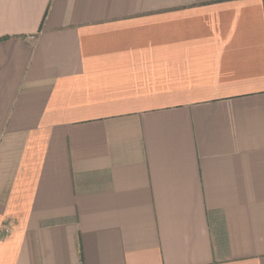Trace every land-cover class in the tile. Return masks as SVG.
Segmentation results:
<instances>
[{"label": "crops", "instance_id": "1", "mask_svg": "<svg viewBox=\"0 0 264 264\" xmlns=\"http://www.w3.org/2000/svg\"><path fill=\"white\" fill-rule=\"evenodd\" d=\"M0 264H264V0H0Z\"/></svg>", "mask_w": 264, "mask_h": 264}]
</instances>
